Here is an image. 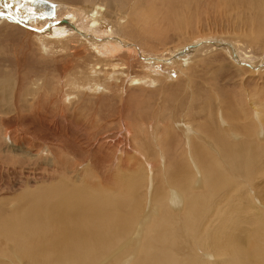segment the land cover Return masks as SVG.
<instances>
[{"label":"bare ground","instance_id":"bare-ground-1","mask_svg":"<svg viewBox=\"0 0 264 264\" xmlns=\"http://www.w3.org/2000/svg\"><path fill=\"white\" fill-rule=\"evenodd\" d=\"M34 1L0 0V23L14 22L25 35L33 34L48 55L50 51L69 53L70 42L91 53L86 56L93 58L94 65L90 64L80 75L88 79L89 92L114 88L97 78L109 68L130 77L131 87H141L162 82L161 76L150 81L151 73H164L161 70L172 64L188 66L211 50L229 54L233 64L250 75L264 74V49L263 53L252 50L248 41L242 39L245 43L201 38L192 48L186 45L163 54L147 50L146 43L162 40L163 31L186 26L184 12L190 8L207 9L211 0L204 6L197 0H103V7L96 0H44L54 5L53 17L37 9ZM226 1L228 12L237 10L244 14L252 40L260 41L264 35V0ZM107 6L128 14V22L123 23L124 19L109 12ZM108 20L131 42L108 32ZM123 54L130 61L136 58L141 68L151 73L143 77L125 74L128 64L119 58ZM4 72L0 67V110L10 100L7 93L12 96L14 88L12 76ZM51 79L48 72L39 71L33 76L29 72L23 95L35 93L34 87L50 88ZM80 85L77 76L67 82L74 89L86 87ZM193 87L190 95L189 90L181 92L193 102L192 109L211 105L208 88L196 82ZM182 88L186 89L179 86ZM242 94L241 109L232 97L225 99L230 120L226 116L223 120L230 130L220 127L217 115L221 110L216 107L214 111L213 105L210 114L215 112L216 126L211 123L198 127L191 119L184 126L193 125L197 134L214 141L219 148L218 160L212 155L213 143H207V150L203 140L192 141L191 128L180 137L174 122L164 117L162 138L167 153L162 152L159 158L157 154V166L150 160L155 172L152 193L147 192L151 176L145 166V172L131 170L122 179H117L120 173L101 185L83 183L81 187L70 183L64 171L58 174L59 179L52 178L53 182L24 190L15 206L0 209V264H264V187L252 189L258 177L264 178V145H259L256 138L259 122L263 127L260 133L264 132V88ZM172 108L161 110L168 115ZM131 120L135 123L133 131L138 137H145L142 117L133 116ZM232 130L243 139L229 142L224 132ZM186 144L191 145L188 151ZM143 150L150 153L146 147ZM188 152L192 160L186 156ZM232 183L235 187L228 190ZM202 187L204 190H198ZM224 190V196L216 199L217 193ZM244 200L252 208L243 205Z\"/></svg>","mask_w":264,"mask_h":264},{"label":"rangeland","instance_id":"rangeland-1","mask_svg":"<svg viewBox=\"0 0 264 264\" xmlns=\"http://www.w3.org/2000/svg\"><path fill=\"white\" fill-rule=\"evenodd\" d=\"M96 1L102 4V7L105 5L103 0ZM197 1L202 6L207 2V0ZM226 2V0H211L207 9L201 7L196 10L197 12L190 8L182 14L186 24L184 28L163 31L162 40L146 43L147 50L163 54L174 49H181L186 45H192L189 46L192 48L202 38V41L216 39L230 40L232 43L240 42L239 40L242 39L248 41L252 47L250 49L262 52L264 35L260 41L254 42L250 35V28L245 24L246 16L237 10L228 12L229 10L225 8ZM107 8L115 16H121L124 19L123 23L128 22L126 20L128 14L116 11L110 6ZM13 23H0V67L5 70L4 74H9L14 80V88L10 92L12 96L7 93L10 103L6 102L0 110L2 111L0 112V209L6 210L15 206L24 190L35 189L42 183L53 182L54 177L57 176L59 179L62 175L60 172L64 171L68 180L72 181L70 183L78 187H81L83 183L101 185L110 177L120 173L121 176L117 179H122L128 173L130 174L131 170L145 172V167L148 169H146L147 174L151 176L149 181L153 180L155 172L150 167V160L157 166L156 163L159 160H156L157 154L159 158L162 152L167 153L163 147L165 142L162 138L163 125L166 126L164 117L174 122V128L180 137L184 130L186 133L183 136H186L191 128L194 133L192 141L203 140L205 143L202 144L207 150H210L207 143H213L212 155L218 160L220 156L216 143L209 140L205 134L204 138L197 134L193 130V125L185 128L188 119H191L198 127L211 123L216 126L215 112L213 115L210 114L212 112L210 107L213 105L214 111L216 107L217 110H221L217 115L220 127L230 130V125L223 120L224 116L230 120V113L226 110L227 96L232 97L235 103H239V109H241L242 93L247 94L264 88V74L250 75L247 70L244 71L235 63L233 64L229 54L211 50L200 56L198 60L194 59L188 66L173 67L175 64H172L161 70L164 73L159 74H152L149 70L142 69L141 63L136 58L130 61L125 59L127 56L123 54L119 58L125 57L121 61L125 65L128 64L127 69L123 71L125 74L143 77L150 72V81L154 76H161L162 82L131 87L130 77L109 68L102 71L97 78H101L105 84L112 85L114 88L89 92L88 88L91 86H87L88 79L81 78L80 75L92 66L90 64L94 65L93 58L86 56L91 53L87 51L85 53V50L77 43L70 42L67 45L71 48V52L66 54L50 51V55L47 53L46 55L33 38V34L25 35L19 31V26ZM106 30L130 41L110 21L106 24ZM139 39H137L138 42H140ZM242 40L241 42L245 43ZM39 71L41 74L50 73L53 78L52 86L46 89L34 87L35 93L28 92L24 96L23 88L29 81L27 75L30 72L33 76ZM73 76L78 77L81 87H86L81 90L68 87L67 82ZM97 80L102 84L99 79ZM113 82H117V85L115 86ZM194 82L208 88L206 89L207 98L210 99L211 105H207L206 108L193 110V102L185 99L181 94L182 91L187 93L189 90L187 95H190L191 90L194 89L192 88ZM179 86L186 89L180 90ZM171 106L173 108L167 112L168 115H165L161 109ZM154 111L160 114L155 115ZM133 116L142 117L145 137H138L134 132L135 123L131 120ZM258 127L259 132L256 138L259 145L263 146L264 132L260 133V130H263L260 122ZM224 133L229 136L227 140H230L232 144L243 139L233 130ZM234 134L235 138H233ZM136 138L140 140L137 141ZM190 146L186 144L185 149L188 151ZM143 147L150 150L151 155L146 153ZM140 152L143 156L139 154ZM190 155V152L186 153L189 159H191ZM160 159L162 161V158ZM162 162L165 163L164 160ZM224 162L226 163L225 160ZM123 167L125 168L122 169ZM263 180L264 178L258 177L252 183V189L255 190V186L258 185L260 189L264 187ZM152 183L153 181L149 182L148 193L153 192ZM230 186L235 187V183L228 185V190ZM202 189L204 190V187L198 188V190ZM224 193L225 190L218 192L216 199L223 197ZM249 194L253 196L252 191H249ZM249 194L248 199L251 198ZM263 196L264 194H262L264 199ZM171 197L172 194L169 203ZM253 203L259 207L257 201ZM242 204L252 208L247 200L242 201ZM150 206L149 203L147 208ZM261 209L264 211V208ZM174 210L173 208L172 211ZM177 213L179 212L175 211V214Z\"/></svg>","mask_w":264,"mask_h":264},{"label":"water","instance_id":"water-1","mask_svg":"<svg viewBox=\"0 0 264 264\" xmlns=\"http://www.w3.org/2000/svg\"><path fill=\"white\" fill-rule=\"evenodd\" d=\"M34 3L37 9L46 13V16L53 17L55 15V7L49 2L44 1V0H35Z\"/></svg>","mask_w":264,"mask_h":264}]
</instances>
